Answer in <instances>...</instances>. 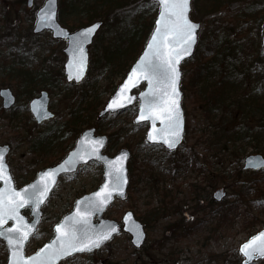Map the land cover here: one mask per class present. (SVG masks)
<instances>
[{"label":"rangeland","instance_id":"obj_1","mask_svg":"<svg viewBox=\"0 0 264 264\" xmlns=\"http://www.w3.org/2000/svg\"><path fill=\"white\" fill-rule=\"evenodd\" d=\"M44 1L34 0L33 7L29 8L27 0H0V88L9 87L18 97L15 108L5 112L0 111V144L11 145L8 162L19 186L31 181L39 170L45 168L43 165L46 158L50 161H59L78 136V134L74 136L61 133L63 139L56 137L54 146L46 155L32 154L29 149L40 132L51 128L56 130L57 126L66 123L69 120L70 107L76 102L80 92L88 90L89 98L86 103L102 102L99 107L101 110L112 95V87H117L127 72L125 68L112 72L113 60L106 61L107 64L105 61L101 64L95 63L90 66L88 75L90 77L84 80V85L70 84L66 87L63 73L67 59L63 53L66 42L53 39L50 32L40 34L33 32L36 11ZM72 2L73 0H58L59 21L65 27L75 30L94 21H104L91 46V52L95 49L99 50L102 44L131 37V40H140L136 44V51L139 52L145 39V32L149 27L151 28L152 23L154 24L158 11L157 4L153 10L149 6V3L155 4L151 0H118L119 6H106L103 9V12L109 13L108 18L106 14L101 16L96 14L95 6H89L94 4L95 0H74L73 4L77 5V8L81 7L79 3H85L82 9L70 11L64 8L61 14V8L71 5ZM217 2L219 5L215 6ZM192 8V18L201 22L199 42L214 35L215 32L220 33L222 41L227 39L244 45L245 49L234 56L238 63L237 67L248 70L247 66H250L249 63L253 59L255 60L259 51L263 63L261 66H264V50L261 47L264 0H193ZM246 12L247 15H244ZM91 15L94 19L90 18ZM214 18L217 19L213 20ZM140 19H143V23L138 30H135L132 25L139 23ZM73 22L80 25L76 26ZM230 29H234L233 32ZM9 51L27 52L29 56L27 60L32 62L33 67H39L45 61L51 76L61 79L56 86H53L56 82L49 83L54 89H49L46 86L48 84L41 83L38 91L33 94L37 96L42 89L49 91L50 108L56 114L54 120L42 125L35 123L28 109L30 99L25 95L23 84L17 78L6 75L3 70V65L7 66V63L17 64L15 57H7ZM196 55L197 52L190 60L183 63V78L185 73L189 76L190 71L192 72L193 67L200 61ZM92 57L91 54V59ZM206 59L208 57L202 60ZM228 59L226 55L225 66L228 65ZM132 63L133 61H130L128 65ZM200 85L197 87L198 90ZM29 88L32 89L31 86ZM143 88L144 85L141 86V89ZM195 88L194 84L191 95L182 88L186 139L175 153L167 154L162 145H151L145 141L148 123L139 125L134 123L137 104L108 116L102 122V128L106 129L105 134L111 132L114 134L105 150L106 153L113 155L120 148L129 149L131 159L134 157L133 169L142 176V179L137 180L129 190L126 199H119L109 207L106 217L121 222L127 210L133 211L144 224L154 211L159 210L160 217L154 218L150 221L149 227H146L145 248L136 250L132 246L129 234L122 232L95 255V259H101L99 264H243L244 255L240 251L241 245L264 228V206L259 204L258 194H263L262 199H264V172L243 170L245 156L257 153L255 140L248 138L244 148L227 149L225 151L227 155L222 157L220 155L223 152L222 149L220 150L222 144H218L219 147L214 146L216 139L214 133L220 126L221 112L211 111L209 117L205 116V107L200 108L197 102V100L201 101V98L193 94ZM1 103L0 99V107ZM94 124L99 126V123H96V116H88L82 129ZM200 136H203L206 143L194 148L193 144ZM205 147L209 149L208 162L204 169L199 170L195 167V157H199L204 165L205 160L202 156L204 153H200L199 149ZM187 150L191 151L194 160L189 153L185 154ZM180 153L182 155L179 157ZM179 158L182 159L180 164L177 162ZM225 168L229 170V174L223 173ZM239 169L241 172L238 176L236 173ZM102 172V164L93 162L73 175H64L60 178L43 207V220L38 231L26 246L27 254L35 252L53 236L54 226L72 210L78 197L100 185ZM152 174L157 177L152 179ZM129 176L131 177L130 173ZM234 181L238 185L233 186ZM241 181L252 183L250 193L244 194L243 198L238 194L242 186ZM219 188L226 189L227 196L221 202L213 200L214 205H212L210 198ZM254 188L257 190L254 191ZM164 195H167L166 200ZM94 258L90 254H79L61 264H98ZM6 259L7 248L0 239V264H6ZM252 264H264V259Z\"/></svg>","mask_w":264,"mask_h":264},{"label":"water","instance_id":"obj_2","mask_svg":"<svg viewBox=\"0 0 264 264\" xmlns=\"http://www.w3.org/2000/svg\"><path fill=\"white\" fill-rule=\"evenodd\" d=\"M34 0H28L27 4L29 7L33 6ZM154 3L158 4V13L155 18L154 28L145 43L140 55L131 65L128 70L124 80L118 85L116 91L112 94V96L108 99L106 105L98 114V119H102L104 116L118 112H122L127 110L129 107L135 105L138 101V112L137 116L134 119L136 124H142L147 122L148 129L145 134V140L149 144L153 145H163L168 151L177 150L185 141V131H186V116L185 111L182 105L183 99V91L181 89V82L183 77V70L181 68L184 61L191 59L196 51V47L198 45V34L201 28V22L193 20L191 17L192 11V0H189V10L187 13L188 19L194 24L199 25L200 27L196 30L195 43L191 46V52L189 55H184L183 58L180 59L179 64L176 65L178 71L180 73V78L178 82V91H179V111H180V119H181V132L179 142L173 148H169L167 144H164L162 139H158L157 142L150 141L148 139L150 134L157 135L158 137L161 134L166 133L167 127V113L162 112L159 108L155 109L152 113L151 119H140L141 110L144 107V94L149 91V84L146 80L141 79L135 87L130 86L126 92V96L129 98H133L130 103H125L124 107H116L115 110L109 109L110 103L121 95V88L125 85L132 72L137 69L139 63L148 57L150 59L153 58V54L149 51V45L152 43V38L156 34V30L159 26V21L161 17V13L163 11L162 6L158 3V0H152ZM58 0H46L44 4L38 9L36 13V22L34 26V33H41L43 31H51L52 36L56 39H64L67 40V46L64 48V53L67 56L66 63L64 65V73L66 75V80L68 83L81 82L87 74L89 67V46L93 43L96 34L102 26L101 21H95L89 25L83 26L77 30L71 31L69 28L62 25L58 20ZM54 13V15H52ZM47 14V15H46ZM99 25L96 28L95 32L90 36L85 37L83 34L93 26ZM261 46L264 50V25L261 30ZM170 47H174V45L170 44ZM161 52L163 54H167L169 52V48H162ZM175 56V52L172 53ZM82 65V76L79 80L75 79V75L77 71L81 70ZM70 76L72 78H70ZM143 84L145 87L137 93L136 90L139 89ZM157 95L161 93V88L156 89ZM0 95L4 99L3 106L6 109H11L16 103V95L13 93L11 88L4 87L0 89ZM151 99V98H150ZM121 103H124V100H121ZM29 109L31 114L33 115L36 123L38 125L42 124L45 121L53 119L55 113L50 109V95L47 90L40 91L39 95L33 97L29 102ZM159 117V118H157ZM162 120L164 122H162ZM153 121L155 123V131H153ZM96 127H90L85 129L76 139L74 147L56 164L51 165L43 170L38 171L37 176L31 182L25 184L22 187H17L10 169V165L7 161V155L10 151L9 145H0V153L3 154L4 164L6 166V173L11 177L10 183L5 184L3 180H0V192H4L11 196L13 191L15 192H23L25 189H31L33 185L40 184L43 187L47 184L48 191L46 195L43 197V202L39 203L38 207L34 205L31 201L26 204L24 207L18 209L19 217H22V220L19 219H8L7 222L0 228V232H6L7 236L16 239L21 233L27 231V228L24 226L27 225L28 228H31V232L28 234V238L23 242L22 245H17L16 255L13 257V248L9 245L7 239L3 236H0L2 240L5 241L6 247L8 250V257L6 264H13L15 260V264H31V262L41 256V253L44 252L45 249H48L49 245H55L54 248L50 249L48 253L44 257H41L42 264H60L62 261L74 256L79 253H91L94 252L104 245H106L109 241H111L116 235L120 234L123 230L131 236L132 245L139 249L141 248L147 238V232L143 223L138 220L134 213L131 210H128L122 216L121 222L105 217V212L107 209L115 202L117 198L125 199L127 196V190L129 185V169L128 162L131 157V152L127 148L120 149L115 155L110 156L103 152L107 143L108 136L107 135H98L96 134ZM171 139V137H169ZM102 140L103 144L96 145L93 144L92 141ZM95 150V151H94ZM82 157V158H81ZM99 157V158H98ZM121 157H124L121 159ZM72 161L70 164L69 162ZM91 161H98L103 165V181L102 183L90 193H86L76 199L75 205L73 209L65 214L63 218L55 225L54 227V236L47 242H45L40 248L37 249L33 254H26V245L30 241L31 237L36 233L39 224L43 219V206L49 199L53 189L56 187L59 178L64 174H73L78 171L79 167L82 165H86ZM244 170H261L264 169V155L262 154H250L244 159ZM56 170V174L50 179L41 181V177L44 176L48 172H52ZM122 170V171H121ZM122 176V192L123 195H120L119 191L114 190L117 185V181L115 177ZM107 185V189L105 190V186ZM111 192V196L107 198L105 204L100 205L99 210H92L89 212L86 202L91 200L92 198H96L97 203L99 200L105 199L107 193ZM101 193L99 197L97 194ZM226 191L224 189L217 190L213 197L216 201H221L226 196ZM27 197H25L26 199ZM13 199H15L13 197ZM26 209L30 210V219L27 215L24 214ZM79 210L80 216L87 217V225H82L76 223V220L80 219L77 216V211ZM74 218V219H73ZM63 226V230L66 232L76 231L77 236L81 235L79 231L81 228L87 229L88 240H97L100 236L106 233L111 227H115L116 231L112 232L111 236L103 240L99 241V247H91V250L84 251H75L65 249H61L60 244L57 242L60 237V233L56 231L58 227ZM19 228L20 233L7 232L8 229ZM137 233H140V239H137ZM260 234H264V229L259 231L258 233L251 236L247 241H245L240 250L242 252V248L244 245L250 243L253 238L258 237ZM243 254V252H242ZM52 256V259H48V256ZM244 255V254H243ZM245 259L243 260V264H251L255 260L263 259L264 257L257 256L250 261L244 255Z\"/></svg>","mask_w":264,"mask_h":264},{"label":"trees","instance_id":"obj_3","mask_svg":"<svg viewBox=\"0 0 264 264\" xmlns=\"http://www.w3.org/2000/svg\"><path fill=\"white\" fill-rule=\"evenodd\" d=\"M119 2L118 0H110V2H107V0H95L94 4H89V6H95L96 14L100 16L102 14H106V16H108L109 18V13L107 14L103 12V9L106 6H119ZM73 3L74 0L71 5L62 7L61 14L67 8V10L70 9V11L82 9V5L85 4L81 2L79 3L81 7L77 8V5ZM218 5V2L215 3V6ZM149 6L152 7V10L157 7L156 4L152 3H149ZM150 7L148 8L151 11ZM248 11H250V9H248ZM244 15H247V12ZM91 17L92 15L90 16V18ZM91 19H94V17ZM216 19L217 18H214L213 20ZM142 23L143 19H140L139 23L132 26L133 28H136L135 30H138ZM73 24L76 26L80 25L76 22H73ZM150 26L152 28L153 23ZM151 28L149 27L148 31L145 32V39L141 44L139 52L136 51V44L139 43L140 40H131L132 37L121 39L118 41L114 40L111 43L105 45L102 44L99 50L95 49V51L93 52V65L95 63L101 64L104 61L105 64H107L106 61L109 62L110 60H113L114 65L112 66V72H118V70L122 68H125V70L127 69L128 71L130 67V65L128 64L130 63V61H134L139 55L145 41L147 40L152 30ZM233 30L230 29L231 32H233ZM213 34L214 35H210L207 39L201 40L198 43L196 56L200 58V61H198L195 67H193V71H190L189 76L187 75L188 73H185V77L182 81V88L190 94L193 85H196V88L194 90L195 93L193 94L201 98V101L197 100V102L200 104V108L205 107V116L209 117L211 111L221 112V123L217 128V132L214 133L216 137L214 146L219 147L218 144H222V147L220 148V150H223L222 154H220L222 155V157L223 155H227V153L225 152L227 149L231 150L232 148L238 147L237 150H240L241 148H244L245 142L248 138H252L255 140V148L257 153L264 154V66H261V64H263L260 59L261 51H259V53L257 52L255 60L253 59L249 63L250 66H247L248 70L241 69L237 67L238 63L236 62L234 56L237 52L245 49L244 45L242 43L239 44V42L230 41L227 39L225 41H222L221 39L223 38L220 37V33L215 32ZM234 44H237V46H234ZM226 55L229 58L227 66H225L224 63L226 61ZM14 57L17 60V64H12L11 62L7 63V66L3 65V70L6 72V75H10L11 78H17L23 84L27 99L33 97V94L38 91L39 85L41 83L48 84L46 86L49 87V89H54L53 86H56L61 81V79L58 80L51 76V71L46 68L45 61L39 67H33L32 62L27 60V57H29L27 52L18 51ZM207 57L208 59L202 60L203 58ZM50 82L56 83H53L52 86L51 84H49ZM199 84L201 85L198 90L197 87ZM29 86H31L32 89H30ZM67 86L68 85L66 84V87ZM115 89L116 87H112L111 91L114 92ZM88 98V90L80 92V96L77 97V100H75L76 102L70 107L68 114L69 120L66 123H62L61 126H57L56 130L55 128H51V131L47 130L44 132H40L39 136L34 139V144H31L29 152L32 154L42 153L46 155L47 152L54 146L56 137L62 138L60 136L61 133L63 135H77L82 130L83 123L87 120V117L97 116L99 107L100 105H102V102L99 101H91L89 103H86V100ZM104 119L98 122V131L100 133H106V129L102 128V122L104 121ZM251 121L255 122L251 123ZM52 131H54V133ZM108 135L110 139H112L114 136L112 132ZM196 140V143L193 144L194 148L206 143L203 136H200ZM199 151L200 153H204L202 154V156L205 160V163L203 165L200 162V158L195 157V167L199 170H202L205 168V165H207V154L209 153V149L205 147L199 149ZM165 152L169 154L167 151ZM186 153L187 155L189 153V155L193 159L190 150H187L185 154ZM181 155L182 154L180 153L179 157ZM133 159L134 157L129 163L131 174L129 190L133 188L134 184L137 183V180L142 179V176L138 175V173L135 171L136 169H133ZM181 161L182 159L179 158L177 161L178 164H180ZM55 162L56 160L50 161L46 158V160H44L43 166L46 167L48 165L54 164ZM228 172L229 170H227V168H225V171H223V173ZM240 172L241 169H239L238 173L236 174L239 176ZM151 177L152 179H154L157 176L152 174ZM155 180L157 181V179ZM232 185L236 186L238 184L236 183V181H234ZM241 185L242 186L238 190V194H241L240 196L241 198H243L244 194L250 193V190L252 189V183L251 181H241ZM255 190L257 189L254 188V191ZM258 194L260 195L259 204L264 206V199H262L263 194ZM166 198L167 195H164V200H166ZM210 203L214 205V201L212 198H210ZM159 217V210L152 212L149 220L145 222L146 227H149L150 221H152L154 218L156 219ZM92 256L93 258L95 257L94 254ZM95 261L99 264L101 259H95Z\"/></svg>","mask_w":264,"mask_h":264},{"label":"snow or ice","instance_id":"obj_4","mask_svg":"<svg viewBox=\"0 0 264 264\" xmlns=\"http://www.w3.org/2000/svg\"><path fill=\"white\" fill-rule=\"evenodd\" d=\"M158 3L162 6L163 11L161 13L159 26L156 30V34L152 38V43L149 45V51L153 54V58L145 57L142 60L137 69L134 70L128 80V82L122 86L120 92L121 95L115 98L109 105V109L115 110L116 107H124L125 103H130L133 98L126 96V92L130 86L135 87L141 80H146L149 84V91L144 94V107L141 110L140 119H151L152 113L155 109L159 108L162 112L167 113V127L166 133L157 135L150 134L148 139L153 142H157L158 139H162L164 144H167L169 148L175 147L179 142L181 132V119L179 111V91L178 82L180 73L176 65L179 64L181 58L184 55H189L191 52V46L195 43L196 30L200 27L194 24L188 19L187 13L189 10V0H158ZM47 15V14H46ZM54 15V13L52 14ZM99 25L93 26L88 29L83 35L85 37L90 36L95 32ZM174 45V47H170ZM162 48H169L167 54L161 52ZM175 52V56L172 53ZM82 76L81 70L77 71L75 79L79 80ZM70 78H72L70 76ZM161 88V93L157 95L156 89ZM151 98V99H150ZM124 103H121V100ZM159 118V117H157ZM162 122H164L162 120ZM153 131H155V123L153 121ZM171 137V139H169ZM93 144L101 145L102 140L92 141ZM95 151V150H94ZM82 158V157H81ZM99 158V157H98ZM124 157H121L123 159ZM70 164L72 161L69 162ZM122 171V170H121ZM56 174V170L46 173L41 177V181L50 180ZM117 181L116 188L114 190L122 192V176L115 177ZM0 180H3L5 184L10 183L11 177L6 173V166L3 160V154L0 153ZM107 185L105 186V190ZM48 191L47 184L41 187L40 184L33 185L31 189H25L23 192L11 193V196L4 192H0V228L7 222L8 219H19L22 217L18 215V209L24 207L30 201L38 207L39 203L43 202V197ZM101 193L97 194L99 197ZM111 196V192L107 193L105 199L99 200L97 203L96 198H92L87 201V207L89 212L92 210H99L100 205L106 203L107 198ZM13 197L15 199H13ZM25 197H27L25 199ZM77 216L80 219L76 220V223L87 225V217L80 216L79 210ZM74 219V218H73ZM27 231L21 233L16 239L7 236L6 232H0V236L7 239L9 245L13 248V257L16 255L17 245H22L28 238V234L31 232V228L27 225L24 226ZM60 233L58 243L61 249L84 251L91 250V247H99V241L101 239H108L112 232L116 231V228L111 227L106 233L100 236L97 240H88L87 229L81 228L80 236H77L76 231L66 232L63 230V226L56 229ZM7 232L20 233L19 228L8 229ZM137 239H140V233H137ZM55 245H49L48 249H45L41 253L40 257L35 258L31 264H42L41 257H44L50 249ZM243 254L250 261L251 259L260 256L264 257V234H260L258 237L244 245L242 248ZM48 259H52V256H48ZM15 264V260L13 261Z\"/></svg>","mask_w":264,"mask_h":264},{"label":"bare ground","instance_id":"obj_5","mask_svg":"<svg viewBox=\"0 0 264 264\" xmlns=\"http://www.w3.org/2000/svg\"><path fill=\"white\" fill-rule=\"evenodd\" d=\"M58 5H59V3H58ZM95 22V21H94ZM102 22V25H104V22L103 21H101ZM91 23H93V22H91ZM90 23V24H91ZM17 54V52L16 53H13L12 51H9L8 53H7V57H10V56H12V57H14L15 55ZM4 88V87H3ZM1 89V88H0ZM12 90V89H11ZM14 93V92H13ZM15 94V93H14ZM0 99H1V101H2V103H1V107H0V111L2 110V112H5V111H8V109H6V108H4V106H3V103H4V99H3V97L0 95ZM17 100H18V97H16V103H15V105L12 107V108H15L16 107V104H17ZM58 183H59V181H58Z\"/></svg>","mask_w":264,"mask_h":264}]
</instances>
